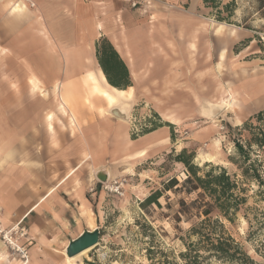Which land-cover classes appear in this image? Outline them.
<instances>
[{
  "label": "crops",
  "instance_id": "crops-1",
  "mask_svg": "<svg viewBox=\"0 0 264 264\" xmlns=\"http://www.w3.org/2000/svg\"><path fill=\"white\" fill-rule=\"evenodd\" d=\"M17 1L0 0V220L5 230H16L20 244L29 248L32 258L27 264H68L65 252L70 242L86 229L93 230L83 213L90 212L95 228L98 222L92 204L100 197L97 173L108 169L111 181L145 158L168 147L175 149L170 129L175 125L161 116L165 106H157L163 120L154 122L157 128L140 132L136 138H132L133 132L142 123L128 129L119 122L128 120L136 90L134 86L119 90L108 83L96 57L97 43L108 38L114 44L135 83L144 67L152 66L157 47L171 52V59L154 60L156 67H195L200 36L211 30L205 29L203 20L207 19L196 13L201 0H159L146 12L132 9L129 0H117L121 9L108 16L109 22L102 14L115 0H29L28 15L21 20L8 6ZM168 7L188 10L170 11ZM153 8L166 20L160 30L167 32V38L162 32L149 37L147 15H152ZM121 15L124 24L119 28ZM192 42L196 49L190 47ZM205 48L210 52V42ZM78 51L86 53L81 65L68 60L69 53L71 58ZM92 77L111 93L115 89L132 95H112L117 102L110 108L102 92L90 85ZM32 78L39 82L36 91ZM174 80L169 78L167 83ZM59 83L71 90L85 87L88 96L82 100L79 91L76 102L66 97L68 109L63 111L56 89ZM113 109H119L120 120L111 116ZM67 111L71 122L64 116ZM152 124L149 121V128ZM88 156L92 158L66 179ZM93 186L97 191L89 193Z\"/></svg>",
  "mask_w": 264,
  "mask_h": 264
},
{
  "label": "rangeland",
  "instance_id": "rangeland-1",
  "mask_svg": "<svg viewBox=\"0 0 264 264\" xmlns=\"http://www.w3.org/2000/svg\"><path fill=\"white\" fill-rule=\"evenodd\" d=\"M114 2L102 14L105 22H109V15H116V12L121 9L122 5H119L117 0ZM248 8V5L239 1L234 23H224L226 25L223 26L210 15V11L204 9L201 3L199 4L196 13L207 19L203 20L207 26L205 29L209 27L211 31L202 32L200 36L199 45L201 46L194 53L195 67L193 68L190 66L182 68L178 65L169 67L167 64L156 67L153 65L154 60L171 59V52L166 53L159 47L154 48V55L150 56L152 66L144 67L139 81L133 83L136 90V102L129 115V121L124 123L117 116L113 114L111 116L119 119V122L128 129H132L134 125L138 127V124L142 123V127H138L139 131L133 128L135 132L132 138H136L140 132L150 127L149 121L154 123L162 120L159 117L161 110L157 109V106H165L163 111L174 114L181 122L179 126L170 128L175 149L168 147L167 151L149 156L136 168L112 179L111 181L123 183V195L112 193L101 188L100 185V197L92 200V204L96 208L98 221L96 228L101 231V240L77 264L183 263L180 255L186 252L187 234L199 220L195 217L194 211L187 215L181 212V201L184 200L190 204L196 195L177 193L175 190L165 191V185L173 178H176L180 184L187 178L183 166L175 161L176 155L184 149L195 153L196 165L203 167L206 163H211L223 166L231 175H237L239 181L244 182V187L249 190L248 204L244 212L238 215L236 222L226 223V227L243 244L244 250L250 257L264 264V201L256 193L258 190L256 184L245 183L242 172L231 161L232 158H237L235 142L243 141L237 129L250 116L264 109V20L256 17L244 18V10ZM153 9H151L152 15H147L148 26L152 31L149 37L152 39L153 33H158L157 36H159L162 32L167 38V32L160 30L166 20L159 18L155 14L157 11ZM177 10L187 11L188 9L181 7V9L170 11ZM123 15L119 19V28L124 24ZM231 28H234L233 35H231L233 30ZM208 42L211 44L210 52L205 51V44ZM99 43L96 45L97 49ZM111 44L114 46L112 42ZM172 54L176 59L177 53ZM172 77H175L174 83L168 84V79ZM32 79L31 82L39 89L38 80L34 78L32 81ZM230 88L238 93V105L234 109L235 112H227L216 106L226 99L228 94L226 89ZM87 96L86 88L80 87V98L85 100ZM103 105L106 107V104ZM86 107L93 110L89 104H86ZM64 116L69 120L71 118L69 111ZM237 118L241 120V125H237ZM47 123L50 125L48 119ZM130 132L132 133L131 130ZM216 140L219 142L214 145ZM173 150L175 152H172ZM207 152L216 154V158L211 160L205 158L202 153ZM91 158V156L86 157L77 168L70 171L66 179ZM64 182L65 179L60 185ZM156 191L164 194V197L160 199L161 207L154 204L143 208L142 203ZM89 193H91L90 188ZM83 214L91 229L90 221L94 218L88 211ZM14 235L19 246L26 249L30 261L32 257L29 248L20 244L16 238L20 236L19 233ZM0 242L3 243V252H5L4 256L0 254V264H21V262L27 264L21 254L13 251L2 236ZM150 249L153 250L152 254L149 252ZM67 262L70 264L68 257ZM212 264L219 263L213 261Z\"/></svg>",
  "mask_w": 264,
  "mask_h": 264
},
{
  "label": "trees",
  "instance_id": "trees-1",
  "mask_svg": "<svg viewBox=\"0 0 264 264\" xmlns=\"http://www.w3.org/2000/svg\"><path fill=\"white\" fill-rule=\"evenodd\" d=\"M239 1L249 7L244 10V18L264 20V0H201V4L216 21L232 24ZM97 57L112 87L125 90L134 85L127 65L108 39L99 43ZM157 126L145 127L142 133L152 132ZM237 130L243 141L235 142L237 158L231 161L242 172L245 183L256 184V193L264 201V109L250 116ZM194 159L195 153L187 149L176 155L175 161L183 166L187 178L181 184L173 178L165 185V191L196 195L190 204L181 201V212L187 215L194 211L199 220L187 234L186 252L180 255L182 264H212L213 261L219 264H260L248 255L243 244L226 227V223L236 222L248 204L249 190L244 187V182L223 166L206 163L200 167ZM162 197L164 194L156 191L142 203V207L154 204L161 207ZM149 252L152 254L153 250Z\"/></svg>",
  "mask_w": 264,
  "mask_h": 264
},
{
  "label": "bare ground",
  "instance_id": "bare-ground-1",
  "mask_svg": "<svg viewBox=\"0 0 264 264\" xmlns=\"http://www.w3.org/2000/svg\"><path fill=\"white\" fill-rule=\"evenodd\" d=\"M29 0H18L17 2H14V3H9L8 6H10V12L15 14L17 17H19V20L23 19L25 16L28 15V11H29V7H28V3ZM33 4V3H32ZM33 8H35V11L38 13V11L40 12V8L37 7L35 4L32 5ZM220 25H226L224 23H220ZM228 26V25H227ZM228 27H231V26H228ZM233 30H231V35H233L234 33V28H231ZM190 47L192 49H196V45L195 43H190ZM83 52V51H82ZM5 53V52H3ZM83 54H86L85 52L83 53H79V51L76 53H74V55H72V57L70 58V53L68 54V60H72L74 62H76L77 64L79 63V65H81V60L83 59L82 56ZM67 55V54H66ZM34 80V78L32 79V81ZM89 83L90 85L95 88L97 91H101L103 96L108 100L109 102V105H110V108H112L115 104H116V99H114V97L112 95L114 94H119V95H122V97H125L126 95L127 96H131V92L125 94V92H119L117 90H113L112 93L107 89V87H105V84L102 83V82H99L97 79H95L94 77L90 78L89 79ZM33 84V83H32ZM37 86L35 84H33V90H37ZM55 89V87H54ZM56 89L58 90V93H59V101H61V107L63 109V111H66L65 108L68 109V107L66 106V99L69 98L70 100V97L73 98V101H77L76 98L78 97V92L80 91L79 88H77V86H73L72 87V90L69 89V88H66L64 83H59L58 85H56ZM42 91V90H41ZM258 91V90H257ZM73 92V94H72ZM226 93L227 96H226V99H223L220 103L216 104L217 107H221L222 110H225L227 112H235V107L238 105V101H237V97H238V93L233 90V89H226ZM67 97V98H66ZM66 98V99H65ZM69 110H70V106H69ZM161 116L166 119L167 121H169L170 123L176 125V126H179L181 124V122L179 121L178 118L175 117V115L173 114H166V113H162ZM54 118L52 115L49 116V120L52 121ZM73 120H74V117H73ZM124 123H127L129 120L127 121H124L122 120ZM236 123L237 125H241V120L239 118L236 119ZM52 128V127H50ZM217 141V142H216ZM215 141V144L216 145L219 140H216ZM213 145V146H214ZM203 156L205 158H208L209 160L211 159H214L216 158V154H212L211 152H207V153H202ZM90 226H91V229H95V223H94V220L91 219L90 221ZM3 246V243L1 242L0 243V247ZM89 253V250L87 251H84L83 253L75 256V257H68V260H69V263L70 264H76L82 257L86 256L87 254ZM2 256V255H1ZM88 257V256H87ZM82 260V259H81Z\"/></svg>",
  "mask_w": 264,
  "mask_h": 264
},
{
  "label": "built area",
  "instance_id": "built-area-1",
  "mask_svg": "<svg viewBox=\"0 0 264 264\" xmlns=\"http://www.w3.org/2000/svg\"><path fill=\"white\" fill-rule=\"evenodd\" d=\"M159 0H129L130 7L132 9H138L140 11L146 12L149 7H152L153 4L158 3ZM101 185V188H105L109 190L112 193L123 195V183H120L119 181H110L108 184L99 183ZM97 191V188L95 186L90 188L91 193H95ZM18 234L16 231H9L7 232L2 225V222L0 220V237L2 236L4 240H6L11 247L13 251H16L21 254V257L23 260H25L26 263L29 261V257L27 254V251L24 247L19 246L17 243V240L15 239V235Z\"/></svg>",
  "mask_w": 264,
  "mask_h": 264
},
{
  "label": "water",
  "instance_id": "water-1",
  "mask_svg": "<svg viewBox=\"0 0 264 264\" xmlns=\"http://www.w3.org/2000/svg\"><path fill=\"white\" fill-rule=\"evenodd\" d=\"M218 111L219 110H217V112ZM111 113L117 117H121L119 115V109H113ZM97 178L101 183L107 184L110 180L108 170L99 171V173H97ZM100 240L101 231L99 228H95L93 230L86 229L77 239L70 242L65 252L66 256L72 258L83 253L84 251L93 249L100 243Z\"/></svg>",
  "mask_w": 264,
  "mask_h": 264
}]
</instances>
